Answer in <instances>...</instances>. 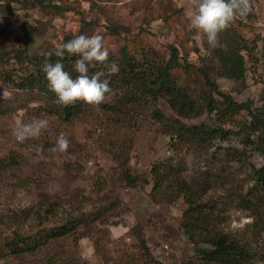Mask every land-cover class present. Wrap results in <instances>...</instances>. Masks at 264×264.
<instances>
[{"label": "rangeland", "instance_id": "rangeland-1", "mask_svg": "<svg viewBox=\"0 0 264 264\" xmlns=\"http://www.w3.org/2000/svg\"><path fill=\"white\" fill-rule=\"evenodd\" d=\"M252 4V13L244 20L237 18L230 27L247 42L241 48L246 68L243 82L224 77L212 63L215 48L190 27L188 0L1 1L0 158L14 153L18 159L0 175V210L20 213L32 205L54 203L58 217L51 221L85 214L87 217L78 226L77 242L67 238L54 246L55 250L66 249L64 256L69 255L72 264H180L192 247L181 230L182 210L187 203L183 196L173 199L174 189H164L166 194L152 193L150 172L156 162L170 158L184 164L181 176L197 186L205 211L211 213V224L249 242L257 251L252 264H264V256H260L264 255V232L249 226L254 218L238 201L264 194L250 178L252 168L264 164V152L243 142L249 133L256 136L247 127L252 118L245 110L225 125L237 134H230L226 141L216 140L211 146L184 147L177 154L169 145L170 135L144 109L136 108L130 114L132 119L123 120L119 126L110 122L105 103L99 108L87 105L85 113L61 122L47 111L51 101L46 95L17 88L41 54L67 37L99 33L105 38L111 61L118 57L123 45L137 59L146 53L149 61L157 63L170 60L171 46L180 50L176 58H171L177 64L171 72L195 99L194 114L177 116L160 100L156 107L166 116L187 125L207 123L211 117L201 108L203 94L199 89L207 88L182 67L184 61L202 65L219 89L236 102L249 103L251 107L264 105V0H252ZM109 65L116 70L112 62ZM116 93L112 91L106 103ZM34 117L47 118V130L39 138L17 142L11 129ZM61 134L70 141V147L64 153H53L51 148ZM112 140L118 143L112 145ZM120 146L125 152L119 150ZM222 148L238 149L242 161L229 160ZM117 155L129 158V169L137 177L134 186L126 184ZM67 163L71 164L68 170ZM25 175L32 178V185L17 184ZM39 225L35 219L24 221L22 227L24 231H34ZM136 229H140L149 257L138 247L132 232ZM7 230L0 225V236ZM38 257L28 255L13 261L39 264ZM0 264H6L1 257Z\"/></svg>", "mask_w": 264, "mask_h": 264}, {"label": "trees", "instance_id": "trees-1", "mask_svg": "<svg viewBox=\"0 0 264 264\" xmlns=\"http://www.w3.org/2000/svg\"><path fill=\"white\" fill-rule=\"evenodd\" d=\"M223 33L225 34H220V41L221 45H224L214 49L213 58L210 60L217 64L224 77L244 82L246 68L241 48H244V44L247 42L230 28ZM72 38V36L67 37L63 42ZM0 45L2 44L0 43ZM170 48V60L167 63H157L154 59L149 61L146 53L141 60L137 59L134 54H129V48L123 45L118 57L113 61L109 59L112 65L117 67L115 71L112 69L109 71L99 64L95 68H90V72L105 70L112 91L116 93L118 90L114 99L103 105L110 117V122L114 126H119L123 120L132 119L130 114H133L136 108L144 109L170 135L169 145L172 150H177L178 154L184 147L193 145L200 148L199 146H208V144L211 146L216 140L226 141L230 134H237L235 131L225 128V125L235 120V114L245 110L252 118L247 127L251 129L252 133H256V136L253 137L249 133L244 137L243 142L264 152V105L251 107L249 103L236 102L229 94L219 89L216 81L211 78L210 72L203 69L202 65L184 61L182 67L187 69V72L194 73L199 81H203L199 84H203L207 88V90L199 89L203 94L201 108L204 107L206 112L211 115L207 123L187 125L177 118L166 116L159 107H156L157 102L163 100L177 116L189 117L194 114L195 99L171 72L172 67L177 66L172 63L171 58H176L180 54V50L173 46ZM45 53L34 59L31 63V70L19 81L17 88L37 90L43 93L51 101V104L47 105L48 112L60 119L61 122L72 121L86 112L88 104L77 102L74 105L62 106L56 102L57 97L49 89L46 75L42 70L46 59ZM76 58L66 53L61 59L65 70L70 72L73 78L78 75L73 70ZM57 59L60 58L51 57L52 62ZM212 66L214 65L212 64ZM196 109L199 112L198 106ZM227 114L228 117H226ZM115 141L117 140H112L110 143L115 145L118 143ZM124 144H127V141H124ZM119 148L121 152L124 151L121 146ZM222 149L225 156L230 158L229 160L242 161L243 155L238 149ZM120 158V155L115 156L116 160H121L122 176L127 185L134 186L137 183V177L133 176L129 169V158L126 155H123V159ZM17 159L18 156L14 153L0 158V175L6 172L10 168V164ZM69 165L71 164L67 163V170ZM183 165L181 161L173 162L172 159L166 158L156 162L150 170L153 183L152 193L161 194L166 188L174 189L175 197L173 199L183 196L187 203V207L182 210L181 230L184 237L188 239L187 243L192 247L188 258L180 264H252L257 251L252 248L249 242L240 240L231 232L211 224L209 216L211 213L205 211L203 207L205 204L200 200V194L195 189L197 186L181 176L184 170ZM250 178L253 184L264 191V164L253 167ZM32 182V178L25 175L19 177L17 184L32 185ZM253 197L252 200L241 197L238 201L254 218L249 226L253 227V230L257 228L264 232V194H256ZM53 206L54 203H40L36 207L32 205L28 209L21 210L20 213H6L0 210V225L8 229L6 234L0 236V257L5 260L6 264H18L13 260L24 259L28 255H38L40 257L39 264H72V260L68 258L69 255L64 256V253L68 251L66 249L55 250L54 246L67 238L73 239L76 243L78 226L82 222L81 220L87 216L85 214L80 217L68 215L69 217L65 220L58 222V218L51 221L52 218L58 217ZM210 207L213 208L215 205ZM40 209L43 210L40 212ZM35 219L40 223L39 227L34 231H24L22 227L24 221H34ZM132 232L138 240V247L143 251L145 257H149L150 254L146 242L140 234V229L132 230ZM73 264L75 263L73 262Z\"/></svg>", "mask_w": 264, "mask_h": 264}, {"label": "clouds", "instance_id": "clouds-1", "mask_svg": "<svg viewBox=\"0 0 264 264\" xmlns=\"http://www.w3.org/2000/svg\"><path fill=\"white\" fill-rule=\"evenodd\" d=\"M190 27L202 33L211 48L221 47L220 34L228 30L237 19L244 20L253 11L252 0H188ZM77 57L73 70L78 74L75 78L65 70L61 59L65 54ZM43 72L48 81V87L57 97V103L62 106L83 102L99 108L108 100L112 92L105 70L90 72L97 64L110 71L109 49L102 34L91 36L78 34L67 42H62L45 53ZM57 57L52 62L51 57ZM49 127V120L44 117L33 118L11 129V135L17 142L36 139ZM70 147V141L59 135L53 153H64Z\"/></svg>", "mask_w": 264, "mask_h": 264}, {"label": "crops", "instance_id": "crops-1", "mask_svg": "<svg viewBox=\"0 0 264 264\" xmlns=\"http://www.w3.org/2000/svg\"><path fill=\"white\" fill-rule=\"evenodd\" d=\"M1 1L3 2V0H0V2H1Z\"/></svg>", "mask_w": 264, "mask_h": 264}]
</instances>
